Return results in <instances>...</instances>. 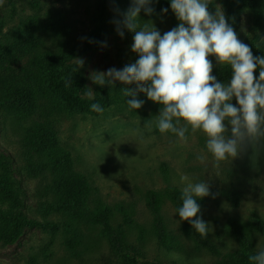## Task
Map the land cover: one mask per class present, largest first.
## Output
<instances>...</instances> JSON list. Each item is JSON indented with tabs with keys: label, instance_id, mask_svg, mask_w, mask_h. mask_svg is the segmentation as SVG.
Masks as SVG:
<instances>
[{
	"label": "rangeland",
	"instance_id": "1",
	"mask_svg": "<svg viewBox=\"0 0 264 264\" xmlns=\"http://www.w3.org/2000/svg\"><path fill=\"white\" fill-rule=\"evenodd\" d=\"M227 1L208 0L209 11L224 12L238 39L264 56V27L255 25L249 10L230 16ZM100 2L0 0V58L7 60L9 54L26 52L24 48L35 44L36 53L45 59H57L59 72L66 76L58 72L54 78L57 83L51 87L46 81L52 78L51 73L44 67L35 68L43 82L32 85L36 105L26 118L0 97V154L13 159L15 177L26 193L24 212L30 218L53 221L60 227L57 231L28 229L12 245L0 240V264H110L113 261L103 226L82 223L62 206L56 176L44 165L50 162L47 154L33 151L31 161L26 157L27 131L35 123L47 126L57 145L70 153L74 173L86 178L94 189L92 200L99 198L108 205L123 204L128 212H133L135 222L126 230L128 238L137 242L140 228L145 229V238L140 242L144 254L141 262L216 264L222 257L195 249L194 243L183 234L169 202L165 203L163 217L182 250L168 252L158 244L153 233L155 217L146 207V193L163 192L169 187L183 190L188 183L207 180L211 192L217 195L215 199L202 198L203 219L213 229L208 237L221 253H226L238 247L228 229L229 219L246 224L256 218L264 221V141L254 143L238 158L217 161L206 147L208 137L202 130L193 131L189 126L185 140L171 131L162 133L157 126L161 108L157 103L144 94L138 95L145 103L141 109H131L127 104L131 97H126L121 90L125 85L93 84L89 79L91 71L121 69L138 59L131 51L133 33L126 30L125 38L117 39L108 31L114 27L110 14L105 24L109 32L107 47L92 50L87 40H81V37L90 38L95 29ZM160 2H154L152 7L156 8ZM132 4L133 0H121L118 8L125 12ZM117 17L120 18L118 14ZM139 19L141 26L147 22L151 27L152 22L161 35L179 23L171 7L161 15L149 16L142 10ZM76 58L85 59L83 68L79 69ZM209 59L213 69L221 66L214 56ZM31 61L33 57L27 56L16 60L13 66ZM69 68L76 74L75 78L66 75ZM254 76L259 77V68ZM89 88L94 91V98L87 95ZM70 99L76 103L75 107L68 105ZM93 103L100 104L104 111H93ZM233 105L238 106L236 101ZM182 176L187 180L181 181ZM231 191L242 196L237 208L226 196ZM0 209L10 212L12 202L0 196ZM122 221L121 214L112 219L114 226ZM251 235L255 249H264V236L254 231Z\"/></svg>",
	"mask_w": 264,
	"mask_h": 264
},
{
	"label": "clouds",
	"instance_id": "2",
	"mask_svg": "<svg viewBox=\"0 0 264 264\" xmlns=\"http://www.w3.org/2000/svg\"><path fill=\"white\" fill-rule=\"evenodd\" d=\"M115 3V0H112ZM158 0H133L132 7L114 18L116 33L123 38L125 29L133 33L131 51L138 56L134 63L106 71L93 70L89 79L101 87L119 82L131 109H141L145 103L138 95L161 105L157 126L160 132L171 131L181 140L186 139L189 126L202 130L208 137L206 147L215 160L238 158L254 143L264 141V56H254L252 49L240 39L224 12L209 11L208 0H170L171 10L179 21L176 27L161 32L151 22L139 24L140 13L152 15ZM168 8L161 9L166 14ZM88 43H96L81 37ZM101 46L107 47L106 42ZM230 65L232 76L221 83L212 75L213 63ZM79 69L84 58H76ZM259 68V77L254 72ZM135 85V87H128ZM67 86V85H66ZM89 88L87 95L94 98ZM235 98L234 106L231 101ZM91 109L103 112L93 103ZM181 121L184 124L181 126ZM201 159H203L201 157ZM187 180L182 176L181 181ZM207 180L188 183L182 190L180 220L187 221L206 237L213 229L203 219L198 199L216 198ZM199 214V215H198ZM255 264H264V249L249 257Z\"/></svg>",
	"mask_w": 264,
	"mask_h": 264
},
{
	"label": "trees",
	"instance_id": "3",
	"mask_svg": "<svg viewBox=\"0 0 264 264\" xmlns=\"http://www.w3.org/2000/svg\"><path fill=\"white\" fill-rule=\"evenodd\" d=\"M121 0H101L98 9L95 29L90 34V39L96 43H89L92 50H97L101 47V42H106L108 34H114L117 39L121 38L115 30V25L112 30H106L105 24L108 14L112 19L118 18L114 11L115 7L120 5ZM227 8L229 15L233 16L236 13L244 10H249L253 15V20L258 28L264 27V0H228ZM209 4V9H210ZM170 0H161L155 8L156 15H161V9L169 8ZM126 33V29H125ZM36 45L31 44L26 52L9 54L8 59L0 58V97L6 105L11 107L21 117H28L32 114L35 108V93L33 84H40V76L35 71L37 66L44 67L47 72L51 73L50 79L47 82L51 83V87L56 85L54 78L59 72V62L40 57L36 53ZM254 56H259L258 52L252 47ZM27 56L33 57V62H29L22 66H13L16 60L23 59ZM64 74L59 72L58 75ZM66 74V73H65ZM71 78H75L76 74L69 70L67 74ZM217 80L221 83H227L232 76L230 65H221L212 71ZM65 76V75H62ZM66 77V76H65ZM70 78V79H71ZM68 79V78H67ZM68 79V80H70ZM45 82V81H44ZM130 87H135L131 85ZM139 95H143L140 93ZM235 98L231 101L233 103ZM68 105L75 107L74 100H69ZM158 106H161L157 104ZM162 107V106H161ZM90 111H92L90 109ZM93 112V111H92ZM26 136V157L31 161L33 159L32 152L47 154L50 159L49 163H45V167H49L51 173L56 176L60 197L63 201L62 206H65L73 216L78 218L85 224H99L103 226L106 237L111 244V253L113 261L110 264H150L141 262L144 254L141 247V241L145 238V229L140 228L139 238L137 242L131 241L128 238L127 230L133 227L134 219L133 212H128V208L123 204L108 205L97 198L92 200L94 189L88 183L86 178L77 176L72 169L71 155L66 150L57 145L56 138L52 131L43 124L35 123L28 129ZM16 168L13 164V159L9 155L0 154V196L8 198L12 202L10 212H3L0 209V240L5 245L15 244L23 236L28 229L39 228L43 231H57L59 225L53 221H38L30 218L25 212V191L21 182L15 177ZM226 196L231 201L233 207L237 208L241 204V194L237 191L227 192ZM182 190L176 187L166 188L163 192L149 190L145 196L147 209L154 215L153 233L158 244L168 252L181 251L182 246L176 236L170 231L166 219L163 217L165 203L169 202L173 205L176 215L181 223L183 234L191 240L195 249L206 250L213 255H220L222 258L216 264H255L249 257L257 252L252 240V231L260 233L264 236V221L259 218L253 219L250 224L243 223L235 218L228 220V229L237 241L238 247L229 250L226 253H221L219 247L208 237H202L197 230L187 221L180 220L178 210L182 207ZM201 209L204 205L203 199H198ZM59 205V204H58ZM121 214L123 221L117 226H114L112 219L115 215ZM199 215V214H198ZM71 228V225H69ZM75 247V244H71ZM175 264V263H174Z\"/></svg>",
	"mask_w": 264,
	"mask_h": 264
}]
</instances>
